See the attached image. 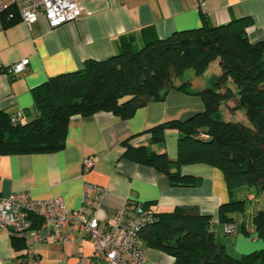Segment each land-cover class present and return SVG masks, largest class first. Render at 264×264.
Returning a JSON list of instances; mask_svg holds the SVG:
<instances>
[{
  "label": "crops",
  "instance_id": "0c3cea01",
  "mask_svg": "<svg viewBox=\"0 0 264 264\" xmlns=\"http://www.w3.org/2000/svg\"><path fill=\"white\" fill-rule=\"evenodd\" d=\"M203 1L200 7V0H80L81 16L55 28L49 27L43 15L30 26L19 19L7 24L6 14L0 29V109L9 114L32 110L34 87L50 76L81 68L86 59L104 60L116 54L121 36L137 49L156 37L198 27L203 14L212 25L246 17L250 22L249 41L264 39V0ZM23 59L28 62L22 73L14 78L3 73L2 68ZM219 71L215 60L204 74L208 78ZM203 107L200 96L172 87L164 99L148 101L129 118L106 111L73 116L61 150L0 153V196L27 192L37 199L61 197L68 208L77 209L82 204L84 183H93L105 189L97 209L101 225L129 202L142 204L154 214L185 206L211 216V228L217 225V233L228 236L220 242L231 256L259 250L264 242L255 232L227 235L226 223L219 222V205L230 199L220 169L202 162L182 163L179 173L200 177V183L177 186L169 182L165 172L135 161L126 153L127 146L150 145L154 150L163 147L169 160L175 161L179 132L165 129L160 144L151 143L148 129L168 120H186ZM85 157L93 160L87 170L82 164ZM175 168L173 165L171 170ZM13 239L0 229V264H28L23 243L15 245ZM140 241L145 256L142 264H174L171 254L151 243L150 232H142ZM92 251V239L83 234L63 245L46 241L37 246L39 264H79L81 255L88 258L85 264H93Z\"/></svg>",
  "mask_w": 264,
  "mask_h": 264
},
{
  "label": "trees",
  "instance_id": "16d2710c",
  "mask_svg": "<svg viewBox=\"0 0 264 264\" xmlns=\"http://www.w3.org/2000/svg\"><path fill=\"white\" fill-rule=\"evenodd\" d=\"M6 14L7 24L19 19L9 9L1 16L3 25ZM249 23L241 17L212 25L203 14L198 27L156 37L137 49L121 36L116 54L104 60L86 59L81 68L50 76L34 87L32 110H22L19 120L12 121L13 114L0 109V153L61 150L73 116L106 111L129 118L148 101L164 99L172 87L200 96L203 110L148 129L151 143L160 144L165 129L179 132L175 161L163 147L127 146L126 153L165 172L177 186L200 183V177L179 173L182 163L202 162L220 169L230 199L219 205V222H236L238 231L255 232L264 242V200L254 206L247 195L264 190V39L249 41ZM215 60L220 71L206 78L204 72ZM187 69L194 75H185ZM230 100L246 121L224 118L222 108ZM155 215V223L143 232H150L151 243L171 254L174 264H264V247L238 258L228 254L215 239L210 215L185 206ZM12 241L22 244L16 238Z\"/></svg>",
  "mask_w": 264,
  "mask_h": 264
},
{
  "label": "built area",
  "instance_id": "2783aa9c",
  "mask_svg": "<svg viewBox=\"0 0 264 264\" xmlns=\"http://www.w3.org/2000/svg\"><path fill=\"white\" fill-rule=\"evenodd\" d=\"M200 0L199 6H204ZM14 9L19 20L30 26L43 15L50 28L58 27L76 20L83 13L80 0H0V29L3 27L1 16ZM28 59L12 64L2 71L7 76H16L25 69ZM22 118V112L12 115V121ZM200 137L203 134L199 135ZM84 169L93 165L90 157L83 159ZM105 189L97 184L84 183L82 204L70 209L61 197L37 199L27 192L0 196V229L6 230L11 237L21 241L24 246L25 261L39 264L38 244L52 241L57 245L73 241L78 234L92 239L91 263L104 261L108 264H142L144 250L140 237L144 230L151 227L157 217L139 203H127L114 217L101 225L97 209ZM236 222L225 224L227 235H236ZM88 258L80 256L79 264Z\"/></svg>",
  "mask_w": 264,
  "mask_h": 264
},
{
  "label": "rangeland",
  "instance_id": "374dc122",
  "mask_svg": "<svg viewBox=\"0 0 264 264\" xmlns=\"http://www.w3.org/2000/svg\"><path fill=\"white\" fill-rule=\"evenodd\" d=\"M185 75L193 76L194 75L193 69H187L185 71ZM227 105L230 106V107L228 108V106H227L226 109L222 108L223 109L224 118H233V119H237V120L246 121L245 115H244L242 110L232 109V107L235 105V102L233 100H230ZM247 195L250 198V200L253 201L254 206L256 205V203L262 202L264 200V190L260 192V195L256 194V191H249V192H247ZM219 228L220 227L215 225V228L213 227L212 229L215 231L216 235L218 234L217 240L220 242L221 239L227 238L228 236L224 237L221 233H217V232H220V231H217V229L219 230ZM234 257L238 258L239 256H234Z\"/></svg>",
  "mask_w": 264,
  "mask_h": 264
}]
</instances>
